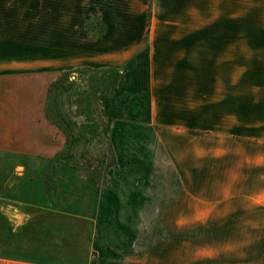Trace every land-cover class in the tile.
Segmentation results:
<instances>
[{
  "label": "rangeland",
  "instance_id": "rangeland-1",
  "mask_svg": "<svg viewBox=\"0 0 264 264\" xmlns=\"http://www.w3.org/2000/svg\"><path fill=\"white\" fill-rule=\"evenodd\" d=\"M76 2L85 27L54 32L53 48L43 32L0 34V72H25L35 56L39 78L53 79L39 93V120L71 133L69 153L79 157L63 159L66 147L50 158L1 156L0 254L45 264H231L239 227L240 253L264 254V209L242 203L255 169L264 172V1L247 9L255 16L225 22V100L239 127L209 130L152 125L170 117L141 89L144 52L99 40L106 10ZM31 40L37 49L18 45Z\"/></svg>",
  "mask_w": 264,
  "mask_h": 264
},
{
  "label": "crops",
  "instance_id": "crops-1",
  "mask_svg": "<svg viewBox=\"0 0 264 264\" xmlns=\"http://www.w3.org/2000/svg\"><path fill=\"white\" fill-rule=\"evenodd\" d=\"M76 1L81 0H0V34L43 32L49 34L45 47L53 48L54 32H79L85 27L86 14H82ZM86 1L92 2L96 15L104 9L107 12L104 14L107 36L99 40L105 39L116 48L144 52L141 89L151 97L152 109L156 107V112L170 117L167 122L157 117L152 125L197 130L239 127L231 113L232 107L226 103L229 100H225V49L229 48L225 32H230L225 22L230 17L255 16L256 13L247 9L261 10L264 0ZM18 45L38 48L35 40L19 41ZM36 64L34 56L25 63L28 68L25 72H0V168L1 156L50 158L66 148L61 155L63 159L79 160L69 153L71 133H56L53 123L39 120V93L44 99L53 79L39 78L37 70L32 68ZM255 172L250 185L253 189L242 196L245 198L242 203L261 210L264 209V172L261 167ZM232 197L225 190V203ZM234 219L229 218V222L240 226L243 220L238 223L239 219ZM258 224H262L261 219ZM239 230L240 227L238 256L231 264H264L262 252L251 259L240 253L243 234ZM43 263L35 255L28 258L0 254V264Z\"/></svg>",
  "mask_w": 264,
  "mask_h": 264
},
{
  "label": "trees",
  "instance_id": "trees-1",
  "mask_svg": "<svg viewBox=\"0 0 264 264\" xmlns=\"http://www.w3.org/2000/svg\"><path fill=\"white\" fill-rule=\"evenodd\" d=\"M67 139H68V136H67Z\"/></svg>",
  "mask_w": 264,
  "mask_h": 264
}]
</instances>
